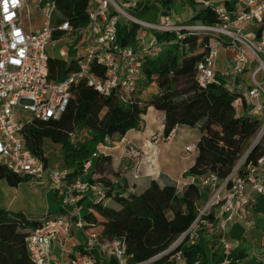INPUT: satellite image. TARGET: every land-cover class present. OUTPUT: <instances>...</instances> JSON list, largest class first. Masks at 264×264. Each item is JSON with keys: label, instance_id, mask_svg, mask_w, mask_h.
Wrapping results in <instances>:
<instances>
[{"label": "trees", "instance_id": "1", "mask_svg": "<svg viewBox=\"0 0 264 264\" xmlns=\"http://www.w3.org/2000/svg\"><path fill=\"white\" fill-rule=\"evenodd\" d=\"M54 2L56 12L51 21L54 28L52 41L64 36L57 29L64 21L73 30L88 28L90 0ZM168 3L169 0L162 2L161 6L165 8ZM223 4L232 18L241 10L237 0ZM158 13L159 8L147 1L130 15L139 21L154 24ZM217 24L219 16L210 4L197 9L187 21L177 26ZM143 30L140 25L119 18L116 23L117 46L136 49L138 34ZM146 30L164 45L157 55H145L141 59L142 78L137 80L135 93L128 101H121L117 90L104 96L84 82L75 83L71 86L67 107L58 120H35L25 128L26 148L48 166L44 141L58 145L62 153L59 167L73 169L78 176L81 164L91 159L98 144L105 138L123 137L129 130L138 129L141 117L148 107H152L164 113L163 139H167L177 125L199 131L200 137L195 144L196 157L185 174L187 177L202 179L213 175L223 181L240 160L242 163L237 172L244 174L248 164H255L264 156V133L253 146L251 143L262 122L251 113V107L244 101L240 89L224 86L217 76L210 83L198 84L195 68L205 57L208 37L185 29L178 32ZM82 38V34L77 35L70 45L68 61L48 56L49 81L64 80L78 69L81 56L75 57V47L85 43V38ZM90 70L101 77L106 74V68L96 63L90 65ZM149 86H154L155 93L141 100L140 94ZM82 132L85 134L83 141L73 143L70 136L76 138ZM110 162L109 156L97 154L91 160L87 181L101 189L102 196L89 202L90 196L86 195L80 201L85 223L83 231L87 235L94 234L100 240L123 239L130 262L149 260L167 250L189 228L197 217L198 208L206 202L208 192L202 191L194 182L179 191L176 183L164 176H160L159 181L151 180L144 189L134 192L128 190L122 179V186L118 189L115 182L122 178L119 173L106 175ZM0 180L10 187H17L28 178L19 177L0 166ZM209 219H212L211 216ZM39 221L20 213L11 215L0 208V264H30L25 239L29 231L38 227ZM178 250L184 258L183 264H210L208 245L202 235L195 245L182 244ZM171 256L172 253L163 256L158 264H174L169 261ZM100 264L115 263L110 260Z\"/></svg>", "mask_w": 264, "mask_h": 264}, {"label": "built area", "instance_id": "2", "mask_svg": "<svg viewBox=\"0 0 264 264\" xmlns=\"http://www.w3.org/2000/svg\"><path fill=\"white\" fill-rule=\"evenodd\" d=\"M188 1L196 4L200 0ZM237 1L241 10L235 18L224 4L216 3L212 5L219 16V24L179 27L171 24L168 17L160 24H146L128 15L124 9L135 6V0L123 3L90 0L87 29L73 30L66 21L57 28L71 42L77 35L89 32L91 42L83 46L78 69L64 80L49 81L46 48L55 42L51 37L54 31L51 21L56 12L54 0H36L37 10L42 13V26L36 30H29L23 24L26 0H0V166L30 180L45 177L63 210L45 215L39 219L38 227L29 231L25 244L30 264H100L110 260L115 264H158L160 258L170 253V262L183 264L184 258L178 248L182 244L195 245L202 233L211 234L216 230L221 233L220 243L225 256L222 264L230 262L231 245L223 237L225 224L240 216L242 209L253 206L256 196L264 193V156L255 164H248L242 175L237 172L241 160L223 181L213 175L196 181L202 191L208 192V198L198 208L193 223L167 250L149 260L133 263L123 239L100 240L83 231L85 223L80 201L89 193L96 200L102 196L101 189L87 181L96 153L81 164L78 176L69 180L67 169L45 166L26 148L24 131L35 120H58L67 107L71 86L78 82H84L104 96L117 90L123 102L133 96L137 80L142 78L141 59L145 55H157L164 44L153 38L142 48H119L116 23L122 16L143 29L159 32L185 29L206 35V54L195 68L200 85L210 83L216 77L217 49L230 50L233 53L232 68L223 75L224 86L240 89L252 114L260 116V137L264 133V0ZM208 5L204 3V6ZM109 11L114 15L110 16ZM119 61L122 62L121 69ZM92 63L106 68L104 77L90 70ZM70 139L75 142L74 135ZM108 140L105 138L104 141ZM193 150V146L185 148L186 152ZM245 225L248 227L249 222L245 221ZM75 238L78 239L76 243ZM77 243L80 245L76 246ZM259 264H264V247Z\"/></svg>", "mask_w": 264, "mask_h": 264}, {"label": "crops", "instance_id": "3", "mask_svg": "<svg viewBox=\"0 0 264 264\" xmlns=\"http://www.w3.org/2000/svg\"><path fill=\"white\" fill-rule=\"evenodd\" d=\"M118 1L119 3H123L126 0H117L116 2ZM147 1L159 8V13L154 24L162 23L165 17H168L170 22H174L175 18L184 23L197 9L204 7V3L223 4L225 1L231 2L230 0H200L195 4L188 0H169L168 5L163 8L161 4L167 0H135V6L129 8L130 13L137 11ZM111 13L109 11V15ZM148 32L152 40L154 38L153 33ZM144 34L145 32L142 31L138 39ZM82 35L83 39L85 38V43L81 46H76L75 57L82 56L83 46L91 42L89 32H84ZM63 38L67 39L68 37L64 34L63 37L55 42H59ZM69 47L67 48V53ZM219 49L221 50L220 52ZM232 61L233 53L230 50L225 48L217 49L216 76L223 82V75L231 70ZM118 66L121 69L122 62L119 61ZM258 117L260 118V116ZM164 120L163 112L148 107L146 113L141 117L138 129L129 130L123 137L115 135L109 138L108 141H104L96 146L95 153L97 155L109 156L111 158L110 164L106 167V175L118 172L122 177L115 182L118 189L122 186V179L131 192L144 189L151 180L159 181L160 176H164L175 182L179 191L186 184L190 182L196 183L199 180L185 175L193 165L196 157L195 144L200 137L199 131L196 128L177 125L171 135L167 139H163L162 129ZM188 146H193L194 150L186 152L185 148ZM48 166L59 167L58 165L51 164ZM67 170L69 180L77 177L73 169ZM42 179H45V185L50 189L46 194V199L49 203L47 204L45 215L63 212L59 200L56 194H54L55 192H52L50 184L45 177L39 180L28 179V181H41ZM50 193L52 194L50 195ZM88 196L92 195L89 193ZM26 217L29 219L42 218ZM245 221L249 222L248 227L245 225ZM223 237L231 245L232 258L228 264H259L260 252L262 247H264V193L256 196L253 206L242 209L240 216L226 222ZM220 238L221 233L217 230L211 234L202 233V239L208 245L210 264H222L224 262L225 256ZM73 241L76 243L75 241L78 242V239L75 238ZM78 245L80 244L77 243L76 246Z\"/></svg>", "mask_w": 264, "mask_h": 264}, {"label": "rangeland", "instance_id": "4", "mask_svg": "<svg viewBox=\"0 0 264 264\" xmlns=\"http://www.w3.org/2000/svg\"><path fill=\"white\" fill-rule=\"evenodd\" d=\"M230 1L234 2L235 0ZM36 7V0H26L22 11V19L23 24L27 29L36 30L42 26V15L36 10ZM124 11L125 13L130 15V9H124ZM121 20L126 19L121 16ZM174 20L175 21L171 22V24L175 26L183 22H180L175 18ZM143 31L145 32V34L140 39H138V48L147 46L151 41V35H149L148 32L149 30L145 29ZM138 36H141V32L138 34ZM72 44L73 42H71L70 39L63 38L59 42H54L53 46L52 44L48 45L46 48V53L50 57L57 56L68 61L69 58L67 48ZM220 51L221 50L219 49V52ZM153 93H155L154 86H149L146 91L140 94V99L143 100L147 98L148 95H151ZM84 137V132L77 134L75 138V143L83 141ZM257 138H260L259 132L251 143H253ZM43 149L44 156L48 157L49 164L58 166L61 165L62 153L58 145H54L49 141L45 140L43 144ZM239 162L236 164L235 167L239 165ZM49 190L50 189L47 187V185H45V179H42L41 181H24L20 183L17 187H10L4 180H0V208L11 215H16L20 213L24 216L41 218L46 214V207L49 203L46 199V194ZM52 192L54 193L53 190ZM51 194L52 193H50V195ZM88 199L90 202V200L94 199V197L90 196Z\"/></svg>", "mask_w": 264, "mask_h": 264}, {"label": "water", "instance_id": "5", "mask_svg": "<svg viewBox=\"0 0 264 264\" xmlns=\"http://www.w3.org/2000/svg\"><path fill=\"white\" fill-rule=\"evenodd\" d=\"M257 140H258V138L253 142L252 146L255 144V142H256ZM252 146H251V147H252Z\"/></svg>", "mask_w": 264, "mask_h": 264}]
</instances>
